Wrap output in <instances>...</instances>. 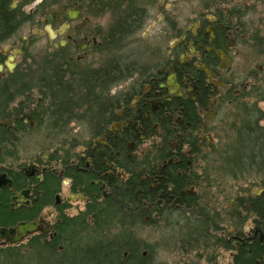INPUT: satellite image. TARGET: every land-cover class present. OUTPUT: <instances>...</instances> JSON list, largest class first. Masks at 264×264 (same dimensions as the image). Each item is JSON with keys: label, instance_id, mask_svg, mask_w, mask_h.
Returning a JSON list of instances; mask_svg holds the SVG:
<instances>
[{"label": "flooded vegetation", "instance_id": "1", "mask_svg": "<svg viewBox=\"0 0 264 264\" xmlns=\"http://www.w3.org/2000/svg\"><path fill=\"white\" fill-rule=\"evenodd\" d=\"M134 15L115 46L117 20ZM146 28L156 31L146 65L115 54ZM43 43L49 52L29 76ZM97 75L107 77L100 86ZM262 103L264 0H0V232L16 238L38 224L20 242L0 240V264H81L80 251L99 253L86 264H148L128 238L169 217L195 223L229 264H264V182L232 197L227 226L222 208L203 204L215 131L220 143L233 139L222 156L241 142L263 152ZM96 106L101 119L86 118ZM72 123L89 125L88 141L33 158L16 150L28 129ZM116 229L129 237L113 238ZM117 243L122 261H101Z\"/></svg>", "mask_w": 264, "mask_h": 264}, {"label": "rangeland", "instance_id": "2", "mask_svg": "<svg viewBox=\"0 0 264 264\" xmlns=\"http://www.w3.org/2000/svg\"><path fill=\"white\" fill-rule=\"evenodd\" d=\"M101 22L104 26H107L109 24V18L104 17L101 19ZM155 35V30L149 28L143 29L133 37L130 46L122 49L123 51H116L115 54L129 55V59L127 58V62L129 63L138 60L141 65H146L148 51L156 43ZM45 45L46 43L38 44L32 49L31 55L33 56V61L29 76H36L38 74V64L43 55L49 52L48 49L44 52L43 48ZM131 56L132 58H130ZM100 59H102V56L96 60V65ZM124 84L119 85L113 91H121ZM31 85L32 88L37 86L36 78L31 77ZM258 85L260 86L261 84ZM33 93L36 96L35 100L41 96L38 88ZM260 109L264 110V103L260 104ZM230 122L231 119L228 120V123ZM87 129L88 126L78 123H72L61 128L49 124L44 128L37 126L36 128L28 129L25 134L17 135L15 141L17 143L16 150L20 156L25 158L44 156L45 154L56 153L57 150L60 154L61 149L65 151L70 150L74 145L88 141L89 134ZM214 134L215 147L208 158L207 184L205 186L206 195L203 198V204L207 203L208 206L205 207L210 210L222 208L225 216L224 224L227 226L232 197L240 193L242 194L248 188H259V185H263L264 179H256L255 168H251L244 162V164L238 165L233 163L229 168L225 167L228 165L226 158L232 155V151L228 150L227 157H225L224 153L222 156V149L230 148L233 144V139L230 138L227 141L222 140L220 143L217 132L215 131ZM79 135H82L83 138ZM224 144H226L225 147L223 146ZM233 165L236 166L234 169L231 168ZM238 171L240 174H237ZM206 211L208 212V210ZM204 214L206 215L205 212ZM195 227V223L193 222H177L170 217L165 220H157L154 218L141 223L138 228L133 227V232L130 237V233L126 231L120 234V236L123 237L125 235L129 237L128 241H135V245L141 246L140 255L142 252L146 253L144 260L148 264H229L228 253L217 249L210 250L209 246L206 247V244L202 240L204 236L201 235L197 238L195 235L201 229ZM117 230L110 236L113 238L118 236L119 231L117 232ZM194 230L199 231L194 233ZM90 243L91 241L88 243L89 245H85L86 251L92 249Z\"/></svg>", "mask_w": 264, "mask_h": 264}, {"label": "trees", "instance_id": "3", "mask_svg": "<svg viewBox=\"0 0 264 264\" xmlns=\"http://www.w3.org/2000/svg\"><path fill=\"white\" fill-rule=\"evenodd\" d=\"M117 1H119V0H117ZM132 22H136V16L135 15L133 16V19H132V17H130V18H124V19L119 18L117 20V25H115V27L113 28V38H112L114 40L113 44L115 46L116 45L118 46L119 44H121L125 40V37H123L121 35V33L124 30H128L129 23H132ZM113 68L114 67H112L113 73L111 74L112 82L116 79L115 78L116 76L120 75V72H119L120 68L119 67H117L115 69H113ZM96 77H97V79H95V80H96V82L99 81V83H97V84H99V86L101 84V81H105L106 78H107V77H102V76L98 77V75ZM84 90H85V88H82V90L80 89V91L82 92V94H80V95H82V97H85V98H88V93H90V92L92 93L93 92L91 90V88H89V87L87 89L88 92H85ZM83 91L85 93H83ZM101 107L100 106H96V108L87 109L86 112L88 114L85 117L86 118H92L93 115L89 114V113H92V112L95 111V118H97V120H100L101 117H100V115H98V113H100L102 111V109H100ZM102 125H103V123L101 121L100 123L96 124L94 127L95 128H101ZM250 143L253 144L252 142H250ZM249 149H250V144L249 143H247V142L239 143V148L237 149V151L235 150L234 155L228 156L226 158V163L228 165H231L233 163H236V165L245 163V164L249 165L251 168H262V167H264V150H263V152H260V151L259 152L258 151L254 152V150H253L254 148L253 149L251 148L250 150H252L253 153H254V157H251V156H249V152H248ZM255 175H259V174L256 173ZM124 245L125 244L119 245L117 243L115 245H112V246L117 247L116 249H112L111 251L110 250L109 251H105L104 250L101 253V256H102L101 261L106 262V263L107 262L109 263V262H115V261L116 262L122 261L121 257H123V252H122L123 250L120 249V246L123 247ZM37 255L41 256V252L39 251L37 253ZM96 255H99V253L98 254L97 253H92V254L88 255V254H84L83 252L80 251L77 254L78 260H79V262L81 264H83V263L86 264V262H95V261H97L98 258L97 259L94 258ZM34 256H35V254H33V257ZM87 257H90L91 259L87 258ZM36 260H37V264H42L41 263V261H43L42 259H40V260L36 259ZM142 262H146V261L143 259ZM32 264H35V262L32 263ZM48 264H56V263H55V261H49Z\"/></svg>", "mask_w": 264, "mask_h": 264}, {"label": "water", "instance_id": "4", "mask_svg": "<svg viewBox=\"0 0 264 264\" xmlns=\"http://www.w3.org/2000/svg\"><path fill=\"white\" fill-rule=\"evenodd\" d=\"M38 230V224H22L18 228V237L14 238L15 232H0V240L6 238L11 243L15 244L20 242L27 235L34 233Z\"/></svg>", "mask_w": 264, "mask_h": 264}]
</instances>
